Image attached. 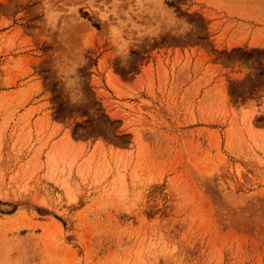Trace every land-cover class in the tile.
I'll list each match as a JSON object with an SVG mask.
<instances>
[{
	"label": "rangeland",
	"instance_id": "rangeland-1",
	"mask_svg": "<svg viewBox=\"0 0 264 264\" xmlns=\"http://www.w3.org/2000/svg\"><path fill=\"white\" fill-rule=\"evenodd\" d=\"M0 264H264V0H0Z\"/></svg>",
	"mask_w": 264,
	"mask_h": 264
},
{
	"label": "bare ground",
	"instance_id": "bare-ground-1",
	"mask_svg": "<svg viewBox=\"0 0 264 264\" xmlns=\"http://www.w3.org/2000/svg\"><path fill=\"white\" fill-rule=\"evenodd\" d=\"M5 205H7V204H5ZM5 208H7V207H5Z\"/></svg>",
	"mask_w": 264,
	"mask_h": 264
}]
</instances>
